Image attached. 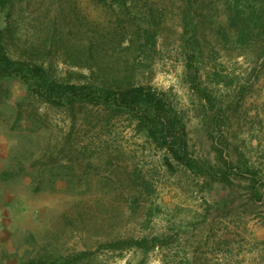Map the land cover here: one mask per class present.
I'll return each mask as SVG.
<instances>
[{"label":"rangeland","instance_id":"1","mask_svg":"<svg viewBox=\"0 0 264 264\" xmlns=\"http://www.w3.org/2000/svg\"><path fill=\"white\" fill-rule=\"evenodd\" d=\"M0 43L21 63L0 133L32 186L22 262L264 264V0H0ZM82 84L149 89L180 135L58 99Z\"/></svg>","mask_w":264,"mask_h":264},{"label":"trees","instance_id":"2","mask_svg":"<svg viewBox=\"0 0 264 264\" xmlns=\"http://www.w3.org/2000/svg\"><path fill=\"white\" fill-rule=\"evenodd\" d=\"M20 66L21 63L11 59L3 50L0 43V79L10 78L14 75L18 76L21 72ZM35 70L40 71L41 68L35 66ZM24 78L25 77L22 75V79ZM58 90L60 91V94H63L62 92H64V94L69 92L70 94V97L59 95L58 99L60 101H66L69 103L71 99H78L81 101L87 100L98 104L114 105L127 110L132 116L138 119L139 123H148L146 124L148 127L147 130L154 136L156 132L160 135L165 134V136L170 137L172 142H174V137L180 135L178 132L180 123L177 116L174 114L173 109L162 98L144 87H126L124 89H119L118 91H113L110 88L99 89L91 84H82L62 85L58 87ZM45 100L51 102L52 95L49 94L45 96ZM178 152L179 154H176L175 158L184 162L182 150ZM112 246L119 247L120 244ZM141 247L143 248V246ZM24 264L43 263H40V261H29Z\"/></svg>","mask_w":264,"mask_h":264},{"label":"crops","instance_id":"3","mask_svg":"<svg viewBox=\"0 0 264 264\" xmlns=\"http://www.w3.org/2000/svg\"><path fill=\"white\" fill-rule=\"evenodd\" d=\"M12 144L9 134L0 133V264H24V241L34 221L32 186L25 173L10 168Z\"/></svg>","mask_w":264,"mask_h":264}]
</instances>
